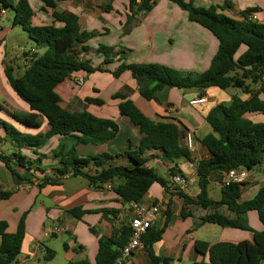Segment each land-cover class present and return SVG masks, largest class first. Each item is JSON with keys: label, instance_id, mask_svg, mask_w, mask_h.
Segmentation results:
<instances>
[{"label": "crops", "instance_id": "crops-1", "mask_svg": "<svg viewBox=\"0 0 264 264\" xmlns=\"http://www.w3.org/2000/svg\"><path fill=\"white\" fill-rule=\"evenodd\" d=\"M140 1L137 0L138 3ZM29 2L35 13L34 24L54 23L52 10L45 8L41 0ZM226 2H229V6H225L220 12L227 16L235 19L256 17L258 22L264 23V0H196L195 3L199 7L208 8L212 5L224 6ZM56 11L76 14L82 29L95 33L87 43L89 52L83 53L94 67L101 66L104 62V58L96 53L100 44L115 47L114 63L107 66L110 71L116 70L125 62L157 63L183 72L201 73L209 69L219 49L218 39L209 30L192 22L187 11L169 0H157L155 7L146 14L131 12L130 0H57ZM128 16L135 18L134 23L128 24ZM46 48L47 45L41 44L30 52L23 51L20 55L23 66L19 67L15 76L21 75L29 65L31 53L41 54L40 51ZM76 49L81 50V46ZM27 54L29 56H26ZM74 76H82L84 85L76 86ZM254 90L257 91L258 87H254ZM120 91L125 93L126 100H131L147 117L155 121H174L183 134L184 146H187L188 135H192L194 139L191 159L182 157L175 162H165L160 152L150 151L145 153L142 160V165L154 169L167 183L165 187L154 183L139 202L160 206V213L152 225L153 228H163L167 214L171 212L170 221L162 237L152 245L154 255L160 259L157 264H198L202 260L209 262L208 255L204 257L197 252V241L210 244L252 241L253 235L249 231L223 228L211 223L198 227L203 216L210 213L218 212L231 219H236L237 215L226 205L214 204L208 209L196 205L188 206L187 212L190 215L183 217L185 203L178 194L182 192L197 200L201 193L197 164L209 159L210 152L201 144L200 139L213 133L212 127L206 121L207 114L220 104L229 105L233 96L247 100L251 95L242 89L222 90L213 87L207 89L203 95L207 98L205 104L192 106L190 102L202 96L197 90L166 87L157 92V100L150 101L142 96L140 84L130 71H125L119 77H114L109 72L74 73L56 88L62 99V106L72 112L88 111L99 118L113 119L119 125L117 135L102 145H77L81 157L102 153L122 154L128 148L130 140L134 148L139 145L142 138L139 129L127 117L120 115L119 104L123 100L115 97ZM87 98L101 100L103 103L88 104ZM244 116L250 127L264 125L263 111L249 112ZM10 122L15 123L12 119ZM17 127L33 134L38 132L19 125ZM47 130L45 126L43 132ZM76 144L74 137L53 138L42 148H23L21 152L33 161L39 157L35 154L36 151L46 154L41 163L33 164V168L40 167L45 171L44 175L54 177L59 159L53 155L61 150L67 153ZM3 146L8 154L18 150L10 141H6ZM112 163L133 164L125 155L107 162L104 166L107 168ZM172 169L176 170L175 176L180 175L188 181L185 189L174 182ZM32 171L18 167L20 178L0 162V190L12 191L10 198L0 201V221L8 223L10 233L17 230L22 218L26 225L25 239L16 264H68L80 260H89L96 264L100 239L110 238L115 230L120 231L129 226L135 217L133 204L124 202L114 191V188L125 183L126 179L116 177L110 183L111 188L104 185L102 189L91 188L82 176L41 185L44 175L38 173L39 179L35 180ZM244 171L246 177L242 182L239 202L254 198L260 189L264 188V154L259 165ZM225 174V171L219 170L209 176L207 192L209 198L214 201L221 199ZM218 189L220 195L216 194ZM74 208L82 209L81 219L68 213ZM247 219L251 228L264 230L257 212H248ZM59 241L63 243V248L54 250V244ZM50 250L55 252L54 258L50 257ZM134 260L136 264H152L145 248L134 254ZM260 264H264V255Z\"/></svg>", "mask_w": 264, "mask_h": 264}, {"label": "trees", "instance_id": "trees-1", "mask_svg": "<svg viewBox=\"0 0 264 264\" xmlns=\"http://www.w3.org/2000/svg\"><path fill=\"white\" fill-rule=\"evenodd\" d=\"M41 1L45 8L52 10L54 23L50 25L33 23L35 13L29 0H0V11H14V27H22L37 45H47L43 54L31 53L29 65L18 77L14 75V68L6 65L5 72L12 89L30 108L26 113H11V119L24 129L38 132L33 134L22 131L15 123L0 119V124L6 131V141H10L18 149L11 154L0 150V162L20 178L18 167L33 170L32 175H44L45 171L40 167L33 168V164L41 163L47 155L36 151L35 154L39 157L33 161L21 149L42 148L53 138L74 137L77 144L70 151L65 153L61 150L53 155L59 159L55 176L44 175L41 185L58 183L66 175H70L68 178L82 176L91 188L102 189L116 177H124L125 183L115 187L114 191L124 202L138 203L154 183L164 187L167 184L154 169L142 165L145 153L158 151L165 162H175L182 157L191 159L192 151L182 144L183 134L179 126L172 120L155 121L147 117L131 100H126L125 93L120 91L115 95L123 100L119 104L120 115L127 117L139 129L142 135L139 145L134 148L130 140L128 148L122 154L102 153L81 157L77 145H102L117 135L119 125L113 119L99 118L88 111L76 113L63 107L62 99L56 92L58 85L78 72H109L114 77H119L125 71H130L140 84V93L150 101L157 100V92L166 87L197 90L200 95L213 87L222 90L242 89L251 95L249 99L242 100L233 96L229 105L220 104L206 116L213 133L200 139L201 144L208 148L210 158L197 164L201 188L197 200L182 192L178 194L185 203L183 217L190 215L187 212L188 206L196 205L208 209L214 204L226 205L237 215L236 219H231L218 212L210 213L203 216L198 227L211 223L223 228L249 231L253 235L252 241L240 243L210 244L197 241V252L204 257L209 256V262L202 260L198 264H260L264 255V230L251 228L247 214L250 211L257 212L264 227V188L254 198L239 202L243 183L223 187L219 201L209 198L207 187L212 172L252 170L261 163L264 154V125L250 127L244 115L249 112H264V23L248 17L235 19L220 12L225 6H229V2L224 6L212 5L205 8L197 6L196 0H169L187 11L192 22L206 28L218 39L219 49L209 69L201 73L183 72L157 63L124 62L116 70L110 71L107 66L114 63L115 47L100 44L96 53L104 58V62L101 66L94 67L83 53L89 52L87 43L95 33L83 30L76 14L56 11L57 0ZM156 3L157 0H141L139 3L137 0H130V11L146 14ZM133 21L135 18L128 16V24L134 23ZM56 23L61 25L57 26ZM77 46H81V50L76 49ZM256 86L257 91L254 90ZM96 102L103 103L101 100L86 99L88 104ZM0 107L3 108L1 105ZM45 126L48 130L43 132ZM123 155L133 164L112 163L107 168L104 166ZM171 173L175 176L176 170L172 169ZM11 196L12 191L0 190V201ZM68 213L79 219L83 215L81 208H74ZM170 217L171 212H168L164 227H151L143 237L144 248L148 251L152 264L160 261L154 255L152 245L162 237ZM8 227L6 221H0V264L17 263L26 235L24 218L14 233H10ZM90 230L94 231L92 228ZM130 236L129 225L120 231L115 230L110 238L100 239L96 264H118L117 258ZM50 255L54 258L55 252L50 250ZM68 264L92 263L89 260H80Z\"/></svg>", "mask_w": 264, "mask_h": 264}, {"label": "rangeland", "instance_id": "rangeland-1", "mask_svg": "<svg viewBox=\"0 0 264 264\" xmlns=\"http://www.w3.org/2000/svg\"><path fill=\"white\" fill-rule=\"evenodd\" d=\"M7 13L8 15L0 18V105L3 107H0V119L10 122L11 113L28 112L29 106L12 89L5 72L6 65L14 68L15 75L19 67L23 66V59H20L21 53L23 51L30 52L37 45L22 27L16 26L13 28L14 11L8 9ZM45 51L46 49L40 51V53L43 54ZM0 132V147L2 152L7 153L6 148L3 146L6 142V131L1 124ZM220 193V189L216 190L217 195H220ZM54 245V250L63 248L61 241Z\"/></svg>", "mask_w": 264, "mask_h": 264}, {"label": "built area", "instance_id": "built-area-1", "mask_svg": "<svg viewBox=\"0 0 264 264\" xmlns=\"http://www.w3.org/2000/svg\"><path fill=\"white\" fill-rule=\"evenodd\" d=\"M7 15L6 10L0 11V18L5 17ZM256 20V17L252 18ZM74 83L76 86L81 87L84 85V78L82 76H74ZM207 102V98L205 96H200L197 99H194L190 102L192 106H198L205 104ZM187 146L192 151L194 150L193 145V136L188 135L187 138ZM70 175H66L63 180L67 179ZM246 177V173L244 169L240 170H230L226 172L223 186H230L233 183H242ZM33 179H39L38 173L33 175ZM174 182L178 183L182 189H185L188 186V181L180 176L177 175L173 178ZM105 187L111 188V184H105ZM133 208L135 210V217L132 218L130 222L131 227V236L127 242V244L121 249L120 255L117 258L118 264H136L134 260V254L144 249V242L143 237L147 233L148 229L152 227L154 221L158 217L160 213V206L158 204H150L145 205L137 202H133Z\"/></svg>", "mask_w": 264, "mask_h": 264}]
</instances>
